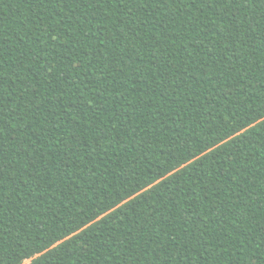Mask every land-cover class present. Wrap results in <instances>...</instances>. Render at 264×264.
<instances>
[{
	"label": "snow or ice",
	"instance_id": "snow-or-ice-1",
	"mask_svg": "<svg viewBox=\"0 0 264 264\" xmlns=\"http://www.w3.org/2000/svg\"><path fill=\"white\" fill-rule=\"evenodd\" d=\"M14 3L35 9L29 31L34 28L52 44L53 33L64 31L67 39L58 44L65 49L59 56L51 44L41 48L45 63L33 74L43 80L26 84L27 77L18 75L24 62L18 60L13 70L21 86L17 89L5 72L8 40L0 36V250L11 251L9 264H32L33 253L53 242L48 235L30 242L19 234L13 237L15 225L22 226L25 214L34 209L42 210L33 212L38 220L48 211L46 193L55 199L57 191L77 182L83 195L74 200L80 201L81 213H88L65 217L59 230L67 235L85 218L99 219L36 264L70 247L76 253L74 264L90 256L93 264H144L149 257L157 264H184L193 249L205 264H225V258L231 264H264V225L257 224L258 232L249 227L258 203L264 211V0H0V6L9 8ZM91 40L96 43L89 44ZM34 43L42 42L38 37ZM77 55L84 61L79 66L72 64ZM38 59V54L29 59V72ZM53 59L66 62L63 76L56 74ZM66 95L72 99L65 101ZM220 95L225 101L220 108L231 103L236 110L229 108L231 116L215 126L209 120L211 140H172L167 153H161L164 161L148 176L129 162L137 155L147 160L146 154L159 147L164 121L171 120L165 131L179 138L192 106L194 115L212 117ZM239 128L247 130L226 140ZM212 144L219 147L202 155ZM168 165L179 170L100 216L127 191L105 193L107 204L92 199L101 183L108 187L113 166L126 173L123 183L135 180V191L171 171ZM29 168L31 182H18ZM25 188L28 199L22 200ZM241 192L248 197L243 203ZM257 195L259 201L252 199ZM67 203L75 207L73 200ZM213 223L216 228L209 227ZM32 227L47 232L43 223ZM89 232L96 235L88 239Z\"/></svg>",
	"mask_w": 264,
	"mask_h": 264
},
{
	"label": "trees",
	"instance_id": "trees-1",
	"mask_svg": "<svg viewBox=\"0 0 264 264\" xmlns=\"http://www.w3.org/2000/svg\"><path fill=\"white\" fill-rule=\"evenodd\" d=\"M5 4H7V0H5ZM79 11V10H78ZM174 11V9H173ZM116 15H119V13H116ZM35 18V9L29 10L27 7H20L17 8L15 3L9 8L7 6H0V36H3L6 40H8V43L5 45L3 49V58L5 59V72L7 73V77L9 78V83L16 82L17 89H19L21 86L18 81H16L15 76H13V70L15 67V63L18 60H21L24 62L25 68L23 71H18V75L20 76H26L27 79L25 81L26 84L33 83L37 80H43L44 77L39 74H33L36 69L40 68L41 65L45 63V53L41 51V48L46 47L47 45L51 44V51L54 55L59 56L60 53H63L65 51L64 48H58V44L61 40L67 39L65 32L61 31L59 33H53L54 36H56V44H52L50 40H48L45 36L41 35L39 31H36L34 28L29 31L28 28L31 27V21ZM45 20H47V17H45ZM151 27V26H149ZM142 35H145L144 32L141 33ZM151 33H148L147 36H145V39H148V36H150ZM21 37H23V42L21 43ZM39 37L40 41L42 43H34V41L37 40ZM194 35L189 37V40L194 39ZM186 43L189 41L186 40ZM96 43V41L91 40L89 41V44ZM19 46V48H18ZM18 49V50H17ZM198 51V50H197ZM37 54L39 55V59L36 63H33L31 65L33 72H29L27 70V64L30 58L35 59L37 57ZM195 54V53H194ZM257 59H259V53H257ZM84 61L81 60L80 56L77 55L76 60L72 61V64L75 66H79ZM66 62L65 61H57V59H53V65L56 68V74L59 76H63L67 69L65 67ZM147 67V65H145ZM82 75V73H77V76ZM131 80L128 81L126 84L127 87L131 86ZM154 87V85H152ZM41 88H43V85H41ZM65 91H68L67 85H64ZM14 95L18 94V91L13 92ZM186 93H183L184 95ZM48 95H52L51 92L48 93ZM65 101H68L69 99H72L70 95H66L63 97ZM132 99H135V93H133ZM203 99V98H202ZM161 104H163V101H160ZM224 98L223 95H220L217 98V102L215 105H213V113L212 117H208L207 119L205 117H201L198 115H194L195 107L192 106L191 110L183 117L185 121L188 122V126L186 127L184 124L180 125V137L177 138L173 133L165 131V129L168 128V126L171 123V120L164 121L165 128L161 129V131L164 132V136L161 138L162 143L159 145V147H154L151 150L150 154L148 155V159L145 160L141 158L140 155L136 156V159L134 161L130 160V163L135 164L138 171H141L144 173L145 176L150 175L151 172H155L156 169L160 166V163H162L165 159L161 153H167L169 146L172 142V140H176L177 143H182L183 138L185 136L189 137V139H197L201 136H204L205 139L211 140V136L208 135L209 129L207 128V124L209 120L212 121L213 125L219 124L221 121H223L225 118H228L231 116V113L229 112V108L232 109V111L236 110L235 104H225L224 108H220L221 104H224ZM165 107H168V105H165ZM216 109H219V111H216ZM163 114V113H161ZM240 114V113H238ZM174 115V114H173ZM206 115V114H205ZM214 118V119H213ZM247 128H239L237 131H232L230 133L229 137H226L227 139L235 138L241 135L244 131H246ZM223 131V130H222ZM59 137V133L57 134ZM64 139H68V135L64 134ZM71 143V141H69ZM219 147V144H212L211 147L205 148L202 155H206L207 153L213 151ZM83 154V150H81V153ZM9 157L15 159V157L12 155V152H9ZM157 157H159V162L157 161ZM192 161H189L191 163ZM120 161H116V164H119ZM186 165L181 164L180 167H185ZM122 167L126 168V165H122ZM168 167L171 169V171H166L158 174L157 179L152 180L151 184L145 185V187L140 188L139 190H133L132 185L135 184V180H130V183H123L124 176L126 173H122L119 171H116L115 166L111 169L109 175H108V187L105 189L104 185L100 184L99 191L96 192L95 195L92 196V199L95 200L97 197L104 201L105 204L108 203V201L105 200V193L111 195L116 191V189H127V191L124 193L123 200L119 201V203L113 205L112 207H109L107 211H101L100 216L103 217L104 215H107L113 211L118 210L121 204L128 203L131 200L135 199L137 196L141 195L145 190L148 188H151L153 186L159 185L162 181L166 180L168 176L172 175L175 171H178L179 169L176 167H173L172 165H168ZM102 171V168H101ZM112 172H116L115 175L112 174ZM31 174L32 169H28V175L21 174L18 176V182H22L24 180H28L31 182ZM100 178V172H97V180L99 181ZM140 179H143V177H138ZM259 184V180L256 181ZM20 186L23 188V184L20 183ZM77 185H73L71 188L64 187L61 188L59 191L56 192L55 199L52 198L51 193L48 192L45 194V204L44 208H47L48 211L44 212L43 214L39 215V219H36V215L33 214V212H39L42 210H36L34 209L33 212L26 213L24 216V223L21 226L19 223L15 225L17 232H13L12 236L19 234L22 240L25 241H32L37 235H40L41 238H43L44 235L52 236L53 242L48 244L47 246H41V250L39 252H34L33 255L30 257L32 264H36V261L43 260V257L47 256L49 253L54 251L57 247L67 242L68 239H70L72 236L76 235L77 233L91 229L93 224L96 222V219H99V217L94 218L92 220H88L85 218V222L77 227L75 229V232H70L67 235L62 233L59 229L63 226V221L65 217H71L73 215H84L86 217V214L88 213V209H84V212L81 213V203L80 201L74 200V196L76 195H83V192L77 191ZM82 187V186H81ZM175 189H173L174 191ZM164 192H167V189L163 190ZM239 191V190H237ZM27 192V189L25 188L23 191L20 192V197L22 200H27L28 197L25 196V193ZM131 193V195H129ZM9 195H12L11 192H9ZM241 196V203L248 200L247 195H245L243 192L240 193ZM252 199L260 200L259 195L253 197ZM68 200H73V205H70L67 203ZM15 204V201H13ZM231 203V202H230ZM15 206H19L16 204ZM15 211V207L12 209ZM148 211L151 212V206L148 208ZM128 213L125 214L127 216ZM17 218L19 219V214H17ZM235 219V217H233ZM43 223L46 226L47 232L46 233H37L33 229V225ZM257 224L264 225V211L260 210V204L258 203L256 207L252 210V217L249 222V227H252L254 231L258 232L260 231V228L257 227ZM11 226V225H10ZM190 230L195 231L194 227H191L189 225ZM202 227V226H201ZM210 228H216L215 223L209 225ZM180 226L177 225L175 230H179ZM96 233L89 232L88 239H91L93 236H95ZM12 244V240L10 239L8 244L4 246L5 249L9 248V245ZM11 255L10 250H0V259H2V264H9L8 256ZM191 259L184 261V264H205L204 260L198 258V252L197 250L193 249L190 253ZM76 257V253L72 247L69 249H64L60 251L56 256L50 257V259L45 262V264H74V260ZM80 264H93V258L90 256L89 259H83L81 258ZM114 264H118V262H114ZM144 264H157V262L151 261V258L149 257L148 260L144 262ZM209 264H214V261H209ZM225 264H231L230 261L225 258ZM248 264H254L252 261H248Z\"/></svg>",
	"mask_w": 264,
	"mask_h": 264
}]
</instances>
